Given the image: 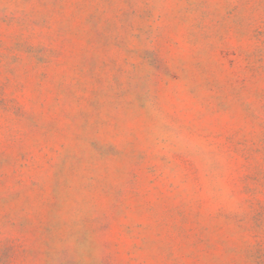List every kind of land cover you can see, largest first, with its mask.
Masks as SVG:
<instances>
[{
  "label": "rangeland",
  "instance_id": "obj_1",
  "mask_svg": "<svg viewBox=\"0 0 264 264\" xmlns=\"http://www.w3.org/2000/svg\"><path fill=\"white\" fill-rule=\"evenodd\" d=\"M0 264H264V0H0Z\"/></svg>",
  "mask_w": 264,
  "mask_h": 264
}]
</instances>
